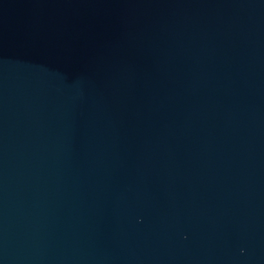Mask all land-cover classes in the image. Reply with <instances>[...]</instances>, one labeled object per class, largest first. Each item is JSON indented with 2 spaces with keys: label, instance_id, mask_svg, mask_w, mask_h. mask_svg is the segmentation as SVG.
Wrapping results in <instances>:
<instances>
[{
  "label": "water",
  "instance_id": "water-1",
  "mask_svg": "<svg viewBox=\"0 0 264 264\" xmlns=\"http://www.w3.org/2000/svg\"><path fill=\"white\" fill-rule=\"evenodd\" d=\"M0 264H264V0H0Z\"/></svg>",
  "mask_w": 264,
  "mask_h": 264
}]
</instances>
